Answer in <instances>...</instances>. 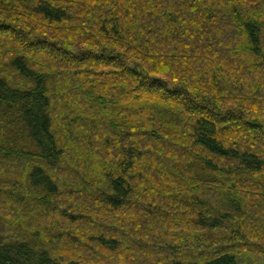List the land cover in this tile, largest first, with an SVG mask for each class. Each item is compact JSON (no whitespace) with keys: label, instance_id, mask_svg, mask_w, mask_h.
<instances>
[{"label":"trees","instance_id":"1","mask_svg":"<svg viewBox=\"0 0 264 264\" xmlns=\"http://www.w3.org/2000/svg\"><path fill=\"white\" fill-rule=\"evenodd\" d=\"M0 264H264V0H0Z\"/></svg>","mask_w":264,"mask_h":264}]
</instances>
